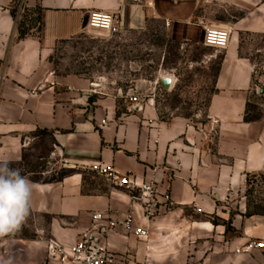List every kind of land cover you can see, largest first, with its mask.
Returning a JSON list of instances; mask_svg holds the SVG:
<instances>
[{
  "label": "crops",
  "instance_id": "obj_1",
  "mask_svg": "<svg viewBox=\"0 0 264 264\" xmlns=\"http://www.w3.org/2000/svg\"><path fill=\"white\" fill-rule=\"evenodd\" d=\"M20 0H0V156L13 162L43 132L49 156L73 172L61 181L36 185L30 212L47 217L30 238H13L16 264H61L46 257L49 239L72 245L98 211L132 214L138 239L121 229L107 238L114 264H264V250L235 253L249 239L264 241V215L242 212L249 175L264 173V73L240 52V35L264 34V0H21L23 10L39 8V29L18 37ZM93 13L112 15L119 31L140 30L160 21L167 36L200 42L202 26L226 24L231 30L214 81L207 122L195 126L180 116L164 118L151 99L141 109L119 104L117 96L76 74H55L50 56L58 40L83 30ZM264 69V67H263ZM252 105L259 117L245 120ZM66 161V163H64ZM94 166L128 174L136 185L156 188L159 212L143 215L137 189L114 186L84 190V171ZM205 217L207 220H202Z\"/></svg>",
  "mask_w": 264,
  "mask_h": 264
},
{
  "label": "rangeland",
  "instance_id": "obj_2",
  "mask_svg": "<svg viewBox=\"0 0 264 264\" xmlns=\"http://www.w3.org/2000/svg\"><path fill=\"white\" fill-rule=\"evenodd\" d=\"M240 52L255 61L257 74L264 73V34L240 35ZM222 57V49L204 46L201 42L182 43L170 39L163 24L152 20L143 29L114 34L84 27L77 34L58 40L49 60L55 74L85 77L100 85L102 92L117 96L119 104L133 103L131 96L145 102L152 99L162 117L180 116L200 126L208 120L206 108L214 92ZM164 76L173 77L168 89L160 81ZM248 111L247 116L251 119L261 114V109L254 105ZM35 136L37 138L25 151L22 160L13 162L11 167L19 168L22 175L39 182L73 172L65 168L57 156H49L51 144L46 133L37 132ZM83 178L85 191L98 192L113 187L93 170L84 171ZM241 200L242 212L237 197L236 206L229 207L228 220L215 215L208 220L231 228L234 214L264 215V173L246 178ZM47 221V217L30 212L22 230L14 238L32 237L37 229L46 227Z\"/></svg>",
  "mask_w": 264,
  "mask_h": 264
},
{
  "label": "built area",
  "instance_id": "obj_3",
  "mask_svg": "<svg viewBox=\"0 0 264 264\" xmlns=\"http://www.w3.org/2000/svg\"><path fill=\"white\" fill-rule=\"evenodd\" d=\"M23 12L22 1L18 2L17 15ZM86 29L96 30L107 34L119 32V28L112 15L99 13L90 14L87 17ZM204 46L215 49H224L230 39L231 30L226 24H206L202 26ZM131 101L141 109L147 101L138 100L137 96H131ZM151 99H148L150 102ZM66 163V161H64ZM91 170L104 177L110 184L124 187L129 190L137 189L139 194L132 199L139 201L143 215L147 219H154L159 212L156 200V188L152 183L144 182L136 185L130 175H120L108 168L94 166ZM118 229L138 239L148 237L147 229L135 227L132 214L127 212L121 216L111 212L98 211L91 214L90 225L79 233L77 240L72 245H65L56 240L46 241V257L50 261L61 264H114L115 256L108 249L107 238ZM252 249L264 250V241L255 239L247 240L243 245L235 248V253L249 252Z\"/></svg>",
  "mask_w": 264,
  "mask_h": 264
},
{
  "label": "clouds",
  "instance_id": "obj_4",
  "mask_svg": "<svg viewBox=\"0 0 264 264\" xmlns=\"http://www.w3.org/2000/svg\"><path fill=\"white\" fill-rule=\"evenodd\" d=\"M13 161L0 156V248H11L12 239L26 223L36 187ZM0 264H16L15 254L8 251L0 255Z\"/></svg>",
  "mask_w": 264,
  "mask_h": 264
},
{
  "label": "trees",
  "instance_id": "obj_5",
  "mask_svg": "<svg viewBox=\"0 0 264 264\" xmlns=\"http://www.w3.org/2000/svg\"><path fill=\"white\" fill-rule=\"evenodd\" d=\"M17 11V7H14L12 9V15L15 17ZM39 24H40V13H39V8L27 12L24 10V13L22 15L21 20L17 23V32H18V37L19 38H24L28 33L31 28H37L39 29ZM248 116L245 117V120H249ZM69 173H65L60 175L58 178H54L49 181H41L44 183H52V182H58L61 181L65 176H67ZM39 182V181H35ZM228 229V228H227Z\"/></svg>",
  "mask_w": 264,
  "mask_h": 264
},
{
  "label": "water",
  "instance_id": "obj_6",
  "mask_svg": "<svg viewBox=\"0 0 264 264\" xmlns=\"http://www.w3.org/2000/svg\"><path fill=\"white\" fill-rule=\"evenodd\" d=\"M86 23H87V16L84 17L83 19V27L86 26ZM200 42L202 43L203 42V35H201V39H200ZM162 85L164 88L168 89L170 87V85L172 84L173 82V77L171 76H164L160 79Z\"/></svg>",
  "mask_w": 264,
  "mask_h": 264
}]
</instances>
